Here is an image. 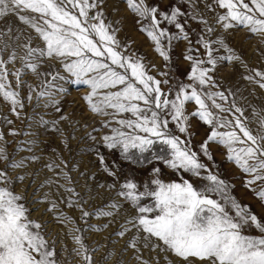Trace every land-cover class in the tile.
Returning <instances> with one entry per match:
<instances>
[{
    "label": "snow or ice",
    "instance_id": "obj_1",
    "mask_svg": "<svg viewBox=\"0 0 264 264\" xmlns=\"http://www.w3.org/2000/svg\"><path fill=\"white\" fill-rule=\"evenodd\" d=\"M217 3L220 8L227 9L226 15L217 17L218 22L234 21L237 25L248 27L252 33L264 32V0H251L252 7L245 0H217ZM128 4L141 18L150 16L153 31H148L147 34L155 41L157 53L167 61L169 56L161 46V38L168 34L166 29L158 27L157 8L144 6L143 0H138L137 3L128 0ZM96 7L97 0H0V17L17 15L43 42V47H32V39L29 37L28 44L22 46L25 48L24 55L20 57L23 67L14 72L10 73L5 65L16 59L15 51L11 52L7 60L0 59V96L11 105L13 114L19 117L17 108L23 109L24 104L19 91L12 90L6 81L9 75L14 76L16 88L19 89L23 84L21 76L25 68L37 76H52L50 81L41 82V90L36 93L37 101L41 97L47 98L45 107L59 103L52 91L57 81L86 85L89 91L82 98L88 104L89 110L93 114L111 118L102 125L110 128L111 132L101 137L105 147L119 149L125 159H131L130 150L135 149L143 154L151 151L152 146L159 141L169 149V158L154 154V159H163L168 167L207 181L198 189L187 180L166 183L159 178H153L150 183L143 185V190L131 180L123 182L117 195L131 205L135 215L126 220L130 228L117 234L123 236L125 231L135 229L144 234L145 241L156 238L164 246L161 250L171 251L181 258L182 264H264V222L251 213L247 206L240 205L227 194L225 182L199 162L197 153L191 151L190 142L182 141L168 131L169 120L166 118L170 116L179 131L185 133L189 119L185 114V102L195 101L198 110L191 115L213 128L204 144L200 145L205 155L207 144L218 142L227 148L226 158L229 161L234 162L244 173L255 174L252 180L246 181V186L257 180H264V115L253 112L257 125L253 129L249 126L253 121L244 117L243 109L237 107L235 102L227 109L223 104L217 103V98L227 101L223 92L204 91L205 88L216 87L210 73L220 62H230L239 57L231 54L232 50L226 47L223 39L200 37L197 43L205 49L207 59L185 56V59L193 60L189 74L193 83L181 84L176 98L170 99L161 89V85H166L169 81L157 80L148 75L146 66L140 59L125 55L119 50L120 44L115 38V30L109 31L110 25L104 23L103 14L98 12L96 15H89V11ZM20 12L37 15H20ZM159 15L168 23L174 24L180 33L178 36H169V42L171 39H188L183 25L177 20L182 15L178 9L173 8L171 15ZM232 26L231 22L222 24L225 29ZM206 30L208 34L214 31L210 26ZM213 45L224 48L229 54L215 55ZM8 47L0 39V52ZM45 58L57 60L67 75L39 71ZM160 74L165 77L168 75L166 72ZM255 74L260 77L257 83L264 88V72L256 71ZM247 79L252 80V77ZM187 88H191L190 93L186 91ZM32 91L34 89L29 85V101L33 99ZM56 91L63 93L65 89L56 86ZM94 97L97 98L95 102ZM206 100L211 101L210 107ZM212 109L228 112L232 118L221 117ZM56 111H60L59 107ZM125 113L130 114V117L118 118ZM7 122L11 123L10 120ZM40 123L47 121L41 118ZM113 123L118 127H111ZM218 128L225 131H217ZM9 134L16 133L10 131ZM2 139L3 134L0 133V140ZM32 159L36 160L37 157L32 156ZM99 159L105 171L114 176L115 173L105 165L103 156ZM0 160L8 161L6 167L11 169L24 166L23 159L9 161L2 146ZM48 167L51 170L52 166ZM202 170L207 175H202ZM159 171L158 168L153 169L154 174ZM23 180V176L12 178L6 171L0 170V264H58L55 249L49 247L40 231L41 224L30 219L24 196L12 190L14 181ZM64 191L71 194L67 201L68 207L80 205L81 201L73 199L79 195L74 189L66 187ZM213 194L219 199H213ZM256 196L264 202V188L256 191ZM149 198L151 203H142ZM111 207L116 208L119 205L113 204ZM55 208L56 204L52 203L48 211ZM81 212V219L91 215L112 216L111 211L97 210L90 213L81 208ZM232 212L235 214H231ZM57 218L62 222L69 219L62 212ZM90 227L98 230L96 226ZM246 227H254L260 235L246 234ZM73 239L79 245V249L74 251L82 255L86 264H92V258L87 254L81 237L74 236ZM132 246H135V240Z\"/></svg>",
    "mask_w": 264,
    "mask_h": 264
},
{
    "label": "rangeland",
    "instance_id": "obj_2",
    "mask_svg": "<svg viewBox=\"0 0 264 264\" xmlns=\"http://www.w3.org/2000/svg\"><path fill=\"white\" fill-rule=\"evenodd\" d=\"M137 2L138 0H133V3ZM245 2L252 7L251 0ZM143 5L157 8L158 27L167 31L168 35L161 38V46L169 56L167 61L157 53L155 41L147 34L148 31H153L150 16L141 18L130 8L128 0H97V7L91 9L89 15L102 13L104 23L110 25L109 31L115 30V38L120 44L119 50L125 55L140 59L146 66L148 75L157 80L169 81L166 85L162 84L161 89L170 99L176 98L181 84L193 83L189 79L193 60H187L185 56L200 60L207 59L205 49L197 43L202 36L205 39H223L234 56L236 51H241L242 58L246 51L250 52L252 49H249V43L252 48L256 47L258 54L264 56V32L252 33L248 27L237 25L234 21L218 22L217 17L226 15L227 9L220 8L217 0H143ZM173 8L182 13L177 20L183 25L188 39H171L169 42V36H178L180 33L174 24L168 23L159 14L171 15ZM19 14L37 15L30 12ZM193 16L196 18L193 19ZM257 16L259 17L258 13ZM225 22H231L233 26L225 29L222 27ZM209 26L214 29L211 34L206 30ZM0 33H3L0 39L9 45L0 52V59L7 60L12 51L17 54L12 63L5 65L10 73L23 67L20 57L24 55L25 48L22 46L28 44L29 37L32 39L30 46L43 47V42L38 39L35 31L21 22L15 14L0 17ZM189 48L192 50L189 51ZM213 48L215 55L229 54L218 45H213ZM235 67L234 60L220 62L210 73L216 87L205 88L204 91L223 92L227 101L217 98V103L223 104L227 109L235 102L237 107L243 109L244 117L253 121L249 126L255 129L257 125L253 112L264 115V88L257 83L260 80L258 76L252 77V80L247 79L250 88L244 86L246 80L241 74L237 76L239 83H233L230 76L234 74ZM246 67L243 66L242 72L245 73L246 78L256 72L251 67L249 69ZM39 71L50 72L52 75L57 72L67 75L55 59L45 58ZM164 72L168 74L166 77L160 74ZM51 79V75L37 76L25 68L21 76L23 84L17 89L16 78L12 75L8 76L6 83L12 90L19 91L24 108H17L19 113L17 117L10 110L11 105L0 96V133L3 134L0 146L5 148L9 161L23 159L24 166L11 169L6 167L8 161L0 160V170L6 171L12 178L18 175L24 177L22 182L14 181L12 190L24 196L29 217L41 224L40 231L49 247L55 249L58 264H86L82 255L74 251L79 249V245L73 239L74 236L81 237L87 254L92 258V264H182L181 258L171 251L161 250L164 246L156 238L145 241L144 234L135 229L125 231L123 236L117 234L125 228H130L126 220L135 215L131 205L118 196L117 192L120 190V185L127 180L137 183L140 190H143V185L150 183L153 178H159L166 183L187 180L198 189L207 181L188 172H178L168 167L163 159H154V154L165 159L169 158V149L159 141L152 146L151 151L143 154L135 149L130 150L131 159H125L119 149H108L101 137L111 132L110 128L102 125L105 120L111 118L93 114L89 110L88 104L82 98L89 91L86 85L57 81L52 91L59 101L58 105L45 107L46 97L36 100V93L41 90V82ZM29 85L34 89L31 93L33 97L31 101L27 99ZM56 86L63 87L65 91L57 92ZM186 91L190 93L191 88H187ZM96 99L94 97V102ZM205 102L209 107L211 106V101ZM57 107L60 111H56ZM197 110L198 105L195 101H186L185 114L189 117L187 131L181 133L170 116L166 117L169 120L168 131L182 141L190 142L191 151L197 153L199 162L225 182L227 194L240 205L247 206L251 213L264 222V202L256 196V191L264 188V180H257L246 186V181L252 180L255 174L244 173L234 162L229 161L226 158L227 148L218 142H209L205 155L200 145L204 144L213 128L191 115ZM212 110L221 117L232 118L228 112ZM124 117H130V114L125 113L118 118ZM41 118L47 123H40ZM8 120L11 121L10 124ZM111 127L118 125L113 123ZM10 131L16 134L10 135ZM217 131H225V129L218 128ZM32 156L37 159L33 160ZM100 156H103L107 168L115 173L114 176L109 175L101 166ZM48 165L52 166L51 170ZM156 168L160 170L158 174L153 173V169ZM202 175H207V172L202 170ZM113 184L115 187H109ZM66 187L74 189L79 194L78 197H73L81 201L79 206H67L71 194L64 191ZM212 198L219 199L215 194ZM52 203L56 204V208L48 211ZM142 203H151L150 198ZM113 204L119 207H111ZM81 208L90 213H95L97 210L111 211L112 216L91 215L81 219ZM61 212L69 218L68 221L62 222L57 218ZM90 226H96L98 230H93ZM244 231L246 234L260 235L254 227H246ZM133 240H135L134 247ZM154 245L158 246L154 247Z\"/></svg>",
    "mask_w": 264,
    "mask_h": 264
},
{
    "label": "bare ground",
    "instance_id": "obj_3",
    "mask_svg": "<svg viewBox=\"0 0 264 264\" xmlns=\"http://www.w3.org/2000/svg\"><path fill=\"white\" fill-rule=\"evenodd\" d=\"M255 44V43H254ZM244 48V46H242ZM241 47V48H242ZM252 49L250 50V52L246 51V54L245 56L242 58V53H240L241 51H236L235 52V56L236 57H239V59H236L234 60V63L236 65L235 67V70H234V74H232L230 76L232 82H237V76L241 74L242 78L245 79V84L244 86L247 87V88H250V86H248V82H247V78L245 77V73H242L244 71V68L243 66H247L246 68L249 69V67H251L252 69H254L255 71H259V72H264V56L263 55H260L257 53L256 51V47L252 48L251 46V43H249V49ZM260 52V51H259ZM247 62V63H246ZM246 63V64H245ZM237 68V70H236ZM251 71V70H250ZM237 73V74H235ZM247 73H250V72H247ZM256 72H253V74H251L250 76L251 77H255L256 78ZM227 77H229L227 75ZM241 78V79H242ZM239 79V78H238ZM240 79V80H241ZM258 91V89L256 90V92ZM254 92V91H253ZM252 93V92H251ZM255 93V92H254ZM259 93V92H258ZM255 121V120H254ZM254 128H255V125H254ZM44 217V216H43ZM51 222V221H50ZM117 240V239H116Z\"/></svg>",
    "mask_w": 264,
    "mask_h": 264
}]
</instances>
